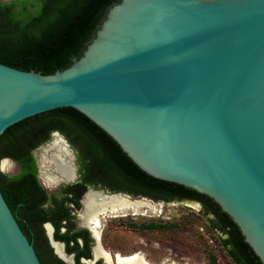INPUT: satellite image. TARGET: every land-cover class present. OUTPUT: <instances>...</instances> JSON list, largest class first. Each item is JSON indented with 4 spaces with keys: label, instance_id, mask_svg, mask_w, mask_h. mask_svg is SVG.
Listing matches in <instances>:
<instances>
[{
    "label": "water",
    "instance_id": "water-1",
    "mask_svg": "<svg viewBox=\"0 0 264 264\" xmlns=\"http://www.w3.org/2000/svg\"><path fill=\"white\" fill-rule=\"evenodd\" d=\"M60 107L149 175L211 197L264 264V0H119L68 67L0 62V136ZM0 264H43L1 188Z\"/></svg>",
    "mask_w": 264,
    "mask_h": 264
},
{
    "label": "trees",
    "instance_id": "trees-1",
    "mask_svg": "<svg viewBox=\"0 0 264 264\" xmlns=\"http://www.w3.org/2000/svg\"><path fill=\"white\" fill-rule=\"evenodd\" d=\"M118 1L0 0V62L44 74L68 67L74 57L82 54L108 9ZM54 131H60L78 151L84 170L82 179L156 200L201 201L212 227L224 235L222 244L235 263L263 264L238 225L216 201L182 184L149 175L112 136L74 107H60L28 117L8 127L0 136V160L10 157L20 168L13 175L0 171V188L23 231L34 241L44 264H52L56 257H51L53 261L43 258L42 251L46 250L48 242L42 221L53 220L58 234L61 222L75 217L67 203L80 208L85 191V188L76 190L79 183L67 184L62 186L63 195L59 197L57 192L49 193L40 183L34 151L47 142ZM84 231L87 242L92 241L89 231ZM59 238L70 241L75 235L68 232L60 234ZM55 261V264H65L58 258Z\"/></svg>",
    "mask_w": 264,
    "mask_h": 264
},
{
    "label": "rangeland",
    "instance_id": "rangeland-1",
    "mask_svg": "<svg viewBox=\"0 0 264 264\" xmlns=\"http://www.w3.org/2000/svg\"><path fill=\"white\" fill-rule=\"evenodd\" d=\"M53 137L54 133L51 139ZM45 144L34 152L42 182L40 154ZM3 160H0L2 173L19 171L11 159L8 160L10 166L3 169ZM60 184L49 189L56 190ZM152 202L156 205L152 211L138 214L130 211L104 221V247L124 255L142 251L148 260L156 263L171 258L179 264H236L222 244L224 235L212 227L203 202L190 199ZM77 221L82 225L79 219Z\"/></svg>",
    "mask_w": 264,
    "mask_h": 264
},
{
    "label": "bare ground",
    "instance_id": "bare-ground-1",
    "mask_svg": "<svg viewBox=\"0 0 264 264\" xmlns=\"http://www.w3.org/2000/svg\"><path fill=\"white\" fill-rule=\"evenodd\" d=\"M76 155L68 141L59 133H54V137L47 142L40 154L41 178L47 187L54 184L72 181L77 178ZM8 159L3 160L2 168L7 169ZM156 205L145 198H134L127 195H106L101 191L90 190L83 198V208L79 212L81 223L90 230L96 237L97 242L94 247L96 257L104 258L109 264H113L109 250L102 247V228L104 221L110 217H116L126 212L138 214L142 211H152ZM143 213V212H142ZM51 232V227L48 226ZM55 243L57 252L66 258L59 242ZM117 264H148L144 254L134 252L124 255L117 252L115 256ZM68 260V259H67ZM72 261V260H71ZM166 264H176L166 262Z\"/></svg>",
    "mask_w": 264,
    "mask_h": 264
},
{
    "label": "flooded vegetation",
    "instance_id": "flooded-vegetation-1",
    "mask_svg": "<svg viewBox=\"0 0 264 264\" xmlns=\"http://www.w3.org/2000/svg\"><path fill=\"white\" fill-rule=\"evenodd\" d=\"M55 132V131H54ZM60 132V131H59ZM61 133V132H60ZM53 134V133H52ZM62 134V133H61ZM63 135V134H62ZM64 136V135H63ZM65 137V136H64ZM66 138V137H65ZM51 139V138H50ZM49 139V140H50ZM48 140V141H49ZM47 141V142H48ZM45 142V143H47ZM69 142V141H68ZM71 148L74 150L75 152V155H76V173H77V178L72 180V182H67V183H63V184H60V186L56 189V190H50L46 187V185L41 181L40 179V174L38 173V178L40 180V183L45 187L47 188L48 192L49 193H52V192H57V195L59 197H61L63 195V189H62V186L64 185H67V184H76V183H79L80 185L76 186V190H82L83 188H85V191L80 199V203H81V207L80 208H76V206L72 203V202H68L67 205H68V208L71 212L72 215H74L75 217L71 220H63L61 223H62V226L60 228V231L59 233L57 234L56 232V226L55 224L53 223V220H43L42 221V227H43V230H44V234L47 238V242H48V246H46V250L42 251L43 253V258L45 261H47V259H51V257L54 259V257L58 258L59 260L63 261L65 264H78V261L80 264H109L104 258L102 257H96L95 256V252H94V247H95V244H96V237L93 235V232L92 230H90V228H88L87 226L83 225L81 223V220L79 218V212L82 208V199L85 195V193L90 189V188H99V189H104L105 191H111V192H114L115 190H112L106 186H101V184H96L95 182H91V181H86L83 178V171H82V167H81V164H80V161H79V155H78V151L74 148V146L69 142ZM41 146V145H40ZM39 147V146H38ZM37 147V148H38ZM36 148V149H37ZM35 152V151H34ZM35 155V154H34ZM10 158V157H9ZM12 159V158H11ZM17 165L18 163L12 159ZM37 164H38V161H37ZM18 168H19V165H18ZM19 171H20V168H19ZM18 171V172H19ZM38 171L40 172V169H39V165H38ZM16 172V173H18ZM16 173H13V174H16ZM6 174V173H5ZM13 174H8V175H13ZM99 185V186H97ZM121 192H125V191H121ZM128 193V192H127ZM130 194V193H129ZM134 197L136 196H144L142 194H132ZM151 198V197H150ZM154 199V198H152ZM156 200V199H154ZM163 200V199H162ZM48 204V203H47ZM80 220V223L82 225H79L78 223V219ZM48 226L51 227V232L53 234V241L50 237V230L48 229ZM88 230L89 231V236L93 239L92 241L90 242H87V235L85 233L84 230ZM103 229V228H102ZM69 232V235H75V239H72L70 241H67L66 238H59V235L60 234H65V233H68ZM58 236V237H57ZM28 237V236H27ZM34 245V241H31ZM53 242H59V244L61 245L62 247V251L65 253L66 255V258L68 260H64L63 257L57 252L56 250V246H55V243L53 244ZM78 243V248H75L76 243ZM35 247V245H34ZM102 247L105 249V250H109L107 248L104 247L103 243H102ZM36 249V247H35ZM88 249L90 250V256L87 255L88 253ZM37 251V254H38V250L36 249ZM51 251V252H50ZM139 253H142L144 254L148 264H166V262H174L176 264H179L177 261H174L173 259L171 258H166V260H163L162 262L160 263H156V262H151L150 260H148V258L146 257L145 253L142 252V251H137ZM41 253V251H40ZM81 253V254H80ZM109 253L111 255V260H112V263L113 264H117V260L115 258L117 252H112L111 250H109ZM80 254V255H79ZM79 255V257H78ZM40 257V255H38ZM72 257L74 258V263L71 262L72 260ZM55 258V259H56ZM41 259V257H40ZM54 259V261H55ZM42 261V259H41ZM53 261V260H52ZM51 261V262H52ZM54 261L52 262V264H55L57 263V261ZM169 262V263H170ZM43 263V261H42ZM44 264V263H43Z\"/></svg>",
    "mask_w": 264,
    "mask_h": 264
}]
</instances>
